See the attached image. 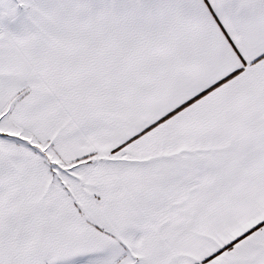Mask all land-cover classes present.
Instances as JSON below:
<instances>
[{
  "label": "snow or ice",
  "instance_id": "1",
  "mask_svg": "<svg viewBox=\"0 0 264 264\" xmlns=\"http://www.w3.org/2000/svg\"><path fill=\"white\" fill-rule=\"evenodd\" d=\"M0 264H264V0H0Z\"/></svg>",
  "mask_w": 264,
  "mask_h": 264
}]
</instances>
